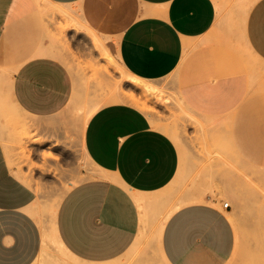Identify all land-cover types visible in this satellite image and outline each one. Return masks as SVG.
I'll list each match as a JSON object with an SVG mask.
<instances>
[{
    "label": "crops",
    "instance_id": "1",
    "mask_svg": "<svg viewBox=\"0 0 264 264\" xmlns=\"http://www.w3.org/2000/svg\"><path fill=\"white\" fill-rule=\"evenodd\" d=\"M41 1L0 0V96L6 92L40 134L57 135L54 116L73 96L72 74L56 57L59 16L69 12L114 41L129 74L172 80L201 116L236 121L246 99L264 87V0ZM82 145L100 175L72 187L59 204L54 235L64 251L104 264L148 251L154 237L165 264L232 257L236 234L227 208L177 206L165 194L180 153L142 110L121 102L100 107L83 128ZM7 170L0 145V172ZM40 256L31 226L0 212V264H39Z\"/></svg>",
    "mask_w": 264,
    "mask_h": 264
},
{
    "label": "rangeland",
    "instance_id": "2",
    "mask_svg": "<svg viewBox=\"0 0 264 264\" xmlns=\"http://www.w3.org/2000/svg\"><path fill=\"white\" fill-rule=\"evenodd\" d=\"M69 13L59 16L56 57L71 72L74 91L69 104L54 116L57 135L40 134L6 92L0 96V145L11 167L0 172V212L36 232L39 264H91L64 251L54 235V219L72 187L100 175L82 145L87 120L107 104H130L128 96L143 104L140 110L179 150L178 175L165 194L177 206L227 202L236 248L224 264H264V87L246 99L236 121L201 116L184 104L172 80L144 81L129 74L119 62L114 41ZM150 245L149 253L144 246L104 264H165L154 237Z\"/></svg>",
    "mask_w": 264,
    "mask_h": 264
},
{
    "label": "bare ground",
    "instance_id": "3",
    "mask_svg": "<svg viewBox=\"0 0 264 264\" xmlns=\"http://www.w3.org/2000/svg\"><path fill=\"white\" fill-rule=\"evenodd\" d=\"M134 86H136V87H139V88H145L146 87V85H144V84H141V85H139V84H137V83H132ZM120 98L119 97H113L111 100L112 101H117V100H119ZM125 100H127L128 102H130V104L131 105H133V106H136L137 108H139V109H141V105H143V104H141V102L138 100V99H136L134 96H128V97H126L125 98ZM143 108H144V106H143ZM175 132V131H174ZM45 245H43V247H44Z\"/></svg>",
    "mask_w": 264,
    "mask_h": 264
},
{
    "label": "built area",
    "instance_id": "4",
    "mask_svg": "<svg viewBox=\"0 0 264 264\" xmlns=\"http://www.w3.org/2000/svg\"><path fill=\"white\" fill-rule=\"evenodd\" d=\"M222 207H223V208H228V203H227V202H224V203L222 204Z\"/></svg>",
    "mask_w": 264,
    "mask_h": 264
}]
</instances>
